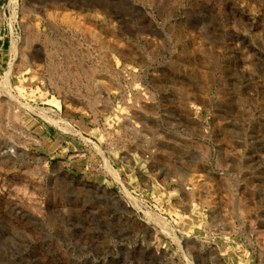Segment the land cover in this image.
<instances>
[{
    "label": "rangeland",
    "instance_id": "rangeland-1",
    "mask_svg": "<svg viewBox=\"0 0 264 264\" xmlns=\"http://www.w3.org/2000/svg\"><path fill=\"white\" fill-rule=\"evenodd\" d=\"M0 264H264V0H0Z\"/></svg>",
    "mask_w": 264,
    "mask_h": 264
},
{
    "label": "bare ground",
    "instance_id": "bare-ground-1",
    "mask_svg": "<svg viewBox=\"0 0 264 264\" xmlns=\"http://www.w3.org/2000/svg\"><path fill=\"white\" fill-rule=\"evenodd\" d=\"M16 116V115H15ZM13 119H14V117H13ZM192 192V191H191ZM193 193V192H192ZM190 194V193H189ZM189 196V195H188ZM190 197V196H189ZM191 197H193L192 195H191ZM195 220L194 219H192V220H190V218H187V217H184V218H182V220H181V223L183 224V229L185 230V231H187L188 230V226L190 225V224H193V222H194ZM188 234V233H187Z\"/></svg>",
    "mask_w": 264,
    "mask_h": 264
}]
</instances>
